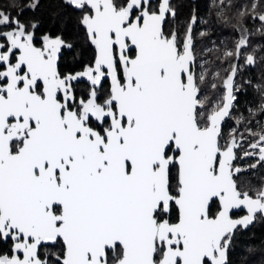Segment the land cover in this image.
<instances>
[{
	"label": "snow or ice",
	"instance_id": "6c2138e0",
	"mask_svg": "<svg viewBox=\"0 0 264 264\" xmlns=\"http://www.w3.org/2000/svg\"><path fill=\"white\" fill-rule=\"evenodd\" d=\"M63 3L93 53L78 71L60 63L75 43L21 19L39 0L0 3V264H231L236 232L264 220V177L241 180L264 168V120L247 148L223 130L239 66L208 94L220 74L197 73L192 23L166 29L171 0Z\"/></svg>",
	"mask_w": 264,
	"mask_h": 264
},
{
	"label": "trees",
	"instance_id": "16d2710c",
	"mask_svg": "<svg viewBox=\"0 0 264 264\" xmlns=\"http://www.w3.org/2000/svg\"><path fill=\"white\" fill-rule=\"evenodd\" d=\"M7 2L8 0H0L5 7ZM32 2L33 0H27V3ZM254 3L258 5L255 12L252 10ZM172 5L176 9V17L175 20L167 22L166 29H178L183 37L191 18L195 17L196 25L192 35L196 71L206 68L210 73L220 74L216 83L221 86V90L213 93L210 88H206L210 95H222V79L225 72L230 71V65L235 64L236 59L224 61L223 53L234 50L241 36H247L248 44L238 59L239 67L234 80L238 89L235 93L238 102L232 110L231 119L223 125L225 135L232 128H238L239 133L246 137L244 146L247 148V141L252 137L246 129L251 127L252 131H258L257 121L264 120V116L259 115L261 89H264V27L259 19L253 18L259 13H264V3H261V0H173ZM241 12L246 14L241 17ZM21 19L38 23L37 34L45 32H51L53 36L62 34L65 40L75 43L73 51L65 54L67 62L75 60V54L80 55L82 62L90 59L91 50L78 23L79 12L66 7L63 0H39L38 7L34 10L26 9ZM201 33L206 35L202 36ZM249 54L255 58L256 62L253 65L245 63V57ZM201 61L202 65L199 64ZM211 79L210 76L209 80ZM249 109L256 114L254 117L250 116ZM238 120L241 121L239 124ZM238 156H243L242 150ZM251 163H254V160L247 158H238L235 162L237 167L245 170ZM262 177L264 168L258 167L255 171L247 170L241 176V180L245 183L251 180L258 185ZM230 261L231 264H264V220L258 219L246 230L240 229L236 232L230 251Z\"/></svg>",
	"mask_w": 264,
	"mask_h": 264
},
{
	"label": "flooded vegetation",
	"instance_id": "af4514ba",
	"mask_svg": "<svg viewBox=\"0 0 264 264\" xmlns=\"http://www.w3.org/2000/svg\"><path fill=\"white\" fill-rule=\"evenodd\" d=\"M173 2V0H171V3ZM176 10V9H175ZM176 17V16H175ZM169 20H175V18H173V17H171V16H169L168 17V21ZM167 21V22H168ZM167 24V23H166ZM165 27H166V25H165ZM36 35L39 37L40 35H42V34H37L36 33ZM90 48V50H91V52H90V59H91V57H92V55H93V53H92V49H91V47H89ZM67 52H65L64 54H63V56L61 57V61H60V63H61V71H63V72H68V71H70V70H76V71H78V70H80V66L83 64V63H86V62H88L89 60H87V61H85V62H82V60H81V57H80V55H78V54H75V57H74V59L75 60H73V61H70V62H72V64H67V63H70V62H67L66 61V54ZM78 87V89H83L84 87H85V85L83 84V83H81L80 85H78L77 86ZM245 214V212L244 211H239V212H235L234 213V216H235V218H239V217H242L243 215ZM254 224V223H253ZM252 224V225H253ZM252 225H250V226H252ZM249 226V227H250ZM241 230H243L242 228H241ZM246 230V229H245ZM244 231V230H243ZM4 247V249L6 250L7 249V245H5V246H3ZM231 249H232V247H231ZM231 249H230V251H231Z\"/></svg>",
	"mask_w": 264,
	"mask_h": 264
},
{
	"label": "water",
	"instance_id": "95a60500",
	"mask_svg": "<svg viewBox=\"0 0 264 264\" xmlns=\"http://www.w3.org/2000/svg\"><path fill=\"white\" fill-rule=\"evenodd\" d=\"M195 18V17H194ZM190 23H192V31H193V28L195 27V25H196V18H195V21L193 22V17L191 18V20H190ZM237 62H238V60L236 59L235 60V64H237ZM234 80H235V77H234ZM239 211H241V210H235V212H239ZM243 230H245L244 228H242Z\"/></svg>",
	"mask_w": 264,
	"mask_h": 264
},
{
	"label": "rangeland",
	"instance_id": "374dc122",
	"mask_svg": "<svg viewBox=\"0 0 264 264\" xmlns=\"http://www.w3.org/2000/svg\"><path fill=\"white\" fill-rule=\"evenodd\" d=\"M202 63H203L202 61H201V62H199V64H200V65H202ZM200 71H202V69H201V68H200L199 70H197V73H199ZM232 129H233V128H232ZM232 129H231V130H232ZM231 130H230V131H231Z\"/></svg>",
	"mask_w": 264,
	"mask_h": 264
}]
</instances>
